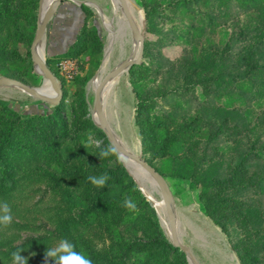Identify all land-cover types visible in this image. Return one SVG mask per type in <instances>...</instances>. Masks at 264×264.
Returning a JSON list of instances; mask_svg holds the SVG:
<instances>
[{"label": "trees", "instance_id": "trees-1", "mask_svg": "<svg viewBox=\"0 0 264 264\" xmlns=\"http://www.w3.org/2000/svg\"><path fill=\"white\" fill-rule=\"evenodd\" d=\"M207 1L177 0L174 6L188 12V4L195 6ZM38 6L39 0H0V66H17L13 73L3 71V75L24 80V74L17 73L18 67L30 74L29 52L21 57L8 44L10 40H24L28 36L20 32L19 25L30 27L28 42L32 41ZM81 9L84 22L74 42L64 53L45 58L62 85V98L52 111L23 114L0 99V206L7 203L13 217L8 227L0 226V264H11V253L17 249H24L21 256L29 255V262L46 264V248H55L62 240L75 245V250L90 257L93 264H189L185 253L166 236L154 206L118 154L113 151L107 158L99 157L102 150L112 147L91 118L85 86L100 65L103 42L93 25L91 9L85 4H81ZM191 12L197 17V22L187 26L193 36L198 34V26L210 29L217 26L213 15L200 9ZM11 27L13 34L7 33ZM4 31L6 36H2ZM145 48L146 45L143 53ZM68 58L76 60L79 69L70 82L59 74L57 67L60 60ZM197 60L207 62L205 53ZM139 68L140 65L129 68L130 81ZM218 79L216 75V87ZM72 83L76 88L69 89ZM200 83L209 88V83L201 79ZM133 90L142 152L154 159L168 156L174 137L158 136L163 121L150 116L154 106L140 99L134 86ZM253 148L249 153L254 155ZM256 152L255 156L262 155L261 150ZM244 161L229 166L225 179L210 177L195 181L203 213L226 235L231 218L238 223L240 220L238 227L256 223L254 214L249 217L248 212L242 213L248 204L236 193L239 186L253 184L246 175ZM42 163L53 165V169L39 167ZM148 163L166 177L152 161ZM105 172L111 178L102 188L86 179ZM172 175L188 180L190 177L175 172ZM37 196L38 200L33 202ZM126 199L135 202L138 211L130 212L123 207ZM255 230L260 232L257 227ZM23 233L29 234L24 237ZM242 239H229L239 263H263L264 256L245 249ZM47 264L54 261L48 259Z\"/></svg>", "mask_w": 264, "mask_h": 264}, {"label": "rangeland", "instance_id": "rangeland-1", "mask_svg": "<svg viewBox=\"0 0 264 264\" xmlns=\"http://www.w3.org/2000/svg\"><path fill=\"white\" fill-rule=\"evenodd\" d=\"M77 1H83L91 9L93 25L103 42L100 65L85 86V95L92 115L95 112L94 92L90 90V83L106 60L105 50L112 38L109 23L114 22L115 14L110 0ZM130 1L143 17L141 34L146 48L139 64V70L132 75V81H130L129 69H123L125 73L113 86L110 96L103 103V111L109 127L126 148L134 147L135 154L141 155L147 162L152 161L159 170L165 173L164 178L173 194L174 209L177 207L178 215L184 209L181 196L187 195L188 192L189 195L194 196L196 202L191 196L188 197L190 201L192 200L193 203L199 201L198 190L195 186L196 179H209L210 177L225 179L229 176V166L245 159L246 175L253 184L252 186L245 184L239 186V191L236 193L248 204L247 208H243L242 213L248 212L249 217L254 214L256 223L238 227L240 220L238 223L236 219L231 218L233 220L230 222L231 226L228 227L229 235L225 234L226 236L220 238L219 233L208 228V233H193L187 240L194 245L205 246L204 250L200 249L202 257L206 259V262L203 261L205 264H237L234 256H231L229 261L228 241L231 243L229 239L235 241V238H243L245 249L263 257L264 0H244V2L241 0H208L206 4L204 2H199L195 6L188 4V12L178 10L174 6L177 0ZM199 9L207 15H213L217 20V26L214 29L198 26L199 32L193 36L187 26L197 22V17L191 11ZM19 29L28 36L24 40H10L12 39L10 38L8 46L15 47L21 57H26L28 52L30 54L33 39L28 42V37L32 31L30 27L23 25H19ZM13 30L11 27L7 33L11 34ZM5 31L2 36H6ZM113 31L115 34L105 69L106 73L120 61L129 57L135 49L133 36L131 37L128 27L123 31L113 24ZM203 53H205L207 62L197 60L198 56ZM44 57L46 58V55ZM29 60L32 63L31 56ZM18 68L17 73L22 72L25 79L22 81L17 78L13 79L30 85L36 90L43 85L45 77L36 70L33 64L30 74L22 70L23 68ZM16 69L17 66L13 65L0 66V77H9L3 75L2 72L13 73ZM58 72L64 78V74L59 70ZM216 75L220 77L218 87H216ZM56 78L59 80L57 76ZM200 79L209 83V88L201 86ZM72 85L73 83L69 89L76 88ZM133 86L140 99L148 100L154 106V111L150 116L163 121L164 127L157 130L158 136L170 135L175 139L166 157L154 159L151 154L142 152L135 118ZM250 89H252L251 92H249ZM0 99L23 114H45L52 111L54 107L13 85H0ZM95 142L98 143V141ZM252 147H254L253 153L256 154V149H258L262 151V155L259 157L249 153ZM121 162L145 197L143 189L152 190L151 192L157 199L161 198L152 180L153 189L150 185H142L122 160ZM39 167L53 169V165L49 166L45 163L40 164ZM173 172L181 176H190L189 180L176 179L178 177L173 176ZM146 198L154 206L160 224L171 242L170 235L161 223L155 204L148 197ZM36 200L38 196L33 202ZM175 203H177L176 206ZM191 207L197 208L194 204ZM256 227L260 229V232L255 230ZM189 230L186 226L180 231L177 228L181 243L184 242L185 231ZM28 234L23 233V236ZM233 252L235 253L234 250ZM28 257L29 255L25 256V258ZM235 257L238 260L236 253ZM226 259L228 260L225 262ZM30 262L28 261V264L36 263L35 261ZM261 264H264V260Z\"/></svg>", "mask_w": 264, "mask_h": 264}, {"label": "water", "instance_id": "water-1", "mask_svg": "<svg viewBox=\"0 0 264 264\" xmlns=\"http://www.w3.org/2000/svg\"><path fill=\"white\" fill-rule=\"evenodd\" d=\"M43 1L44 0H39L38 13H37L38 16L37 27L33 41L30 45V56L33 66L35 64L40 65L43 71V75L45 79L50 83L54 95L46 96L40 94L39 92L36 91V88L27 85L17 79H13L9 77H0V85L16 86L22 89L23 91H25L26 93L32 95L34 98L55 106L60 102L62 98L61 82L56 78L54 73L48 67L45 57L41 59L38 55H35L34 49L36 46H38L39 43H41L49 20L55 13L60 3L64 0H57L53 9L50 12H48L46 15H44L42 21L40 22ZM73 1H75L78 4H84L83 1H77V0H73ZM120 2H121V9L127 19L131 34L134 38L139 40L137 54L135 58H133L131 53L129 57L116 64L114 68L108 71L105 74V76L101 79V81L99 82L98 86L94 91V100H93V108L97 113L98 122L94 119L93 114L91 116L94 123L98 126V128H100L104 132L110 146L113 149H115V152L119 155V157L120 154L127 155L131 159L138 162L141 165V167L152 177L161 195L164 214L167 219V226H168L172 245L176 248H179L181 251L185 253L187 260L190 264H200L197 258L195 257V255L193 254V252L191 251V249L186 245H184L183 243H181L179 240V237L177 235V221L175 217L174 197L166 179L152 165H150L145 159H143L141 155L132 153L125 147V145L119 140L118 136H116V134L109 127L107 119L105 117V113L103 111V101L101 97V92L103 88L113 77L119 74L123 69L126 68V70H128L133 65H139L143 57V48H144L143 35L139 31V28L137 27L135 21L133 20V17L131 16L126 0H120Z\"/></svg>", "mask_w": 264, "mask_h": 264}, {"label": "crops", "instance_id": "crops-1", "mask_svg": "<svg viewBox=\"0 0 264 264\" xmlns=\"http://www.w3.org/2000/svg\"><path fill=\"white\" fill-rule=\"evenodd\" d=\"M83 22L84 12L81 9V4H78L73 0L62 1L47 24L43 39L41 41L43 46V54L46 56H53L62 54L67 51L71 43H73L76 39L77 34L83 25ZM190 196L191 195H189L188 192L187 195L184 194L183 196H181L183 198L182 204L184 205V209L182 210L181 214L178 215L177 207H175L177 228L178 231L183 230L185 226L186 229H190L189 231H185V234L183 236L184 242L182 240L181 241L191 249V251L195 254L201 264H205L203 261L206 262V259L202 257L201 252V250L205 249V246L197 244L196 246L187 239L193 233H208V228L213 229L215 232L219 233L218 235H220V238L221 236L224 237L226 235L210 218L203 214L200 209L199 201L195 203L196 201L194 199V196H191L194 199L193 201H195L194 203L192 200L190 201L188 199V197ZM193 204L197 206V208L191 207ZM176 205L177 203H175V206ZM180 239L181 238H179V240ZM228 244L230 247L229 261L231 260V256H234L237 264H239V261L236 259L235 253L233 252L229 241ZM227 260L228 259H226L225 262Z\"/></svg>", "mask_w": 264, "mask_h": 264}, {"label": "bare ground", "instance_id": "bare-ground-1", "mask_svg": "<svg viewBox=\"0 0 264 264\" xmlns=\"http://www.w3.org/2000/svg\"><path fill=\"white\" fill-rule=\"evenodd\" d=\"M57 0H44L43 4H42V14L40 16V22L42 21L44 15H46L48 12H50L54 5L56 4ZM112 5H113V9H114V22L111 21L109 23V27L112 33V38L109 40V43L106 47L105 50V62L102 66V68L100 69V71L96 74V76L94 77V79L91 81L90 83V90L91 92H94L96 87L98 86L99 82L101 81V79L105 76L106 72V66L108 65V59L110 57V52L113 46V38H114V31H113V24L116 25L117 28H119V30H126V27L129 28L128 26V22L127 19L121 9V2L120 0H110ZM127 5L129 7L131 16L133 17V20L135 21V24L137 25V27L139 28V31L141 32V26L143 23V17L140 15V13L136 10L137 8L134 7V5L131 3L130 0H126ZM112 19V18H111ZM130 29V28H129ZM117 33V32H116ZM132 37V34H130ZM133 42H134V51L132 52V57L135 58L136 54H137V49H138V45H139V40L136 38H132ZM35 55H38L41 59L44 57L43 54V46L42 43H39L38 46L35 47L34 49ZM34 67L36 68V70L41 73L43 75V71L40 67V65L35 64ZM126 70V69H125ZM108 72V71H107ZM124 70H122L119 74H117L115 77H113L107 84L106 86L103 88L102 92H101V97H102V101L104 103V101L106 100V98H108L110 96V92L113 89V86L117 83V81L120 79V77L124 74ZM44 76V75H43ZM37 92H39L40 94L46 95V96H53V90L51 88L50 83L45 79L43 85L38 88L36 90ZM96 112V111H95ZM93 112V115L95 117V120L98 122V118H97V113ZM129 151H131L132 153H135V148L134 147H130L127 148ZM120 158L123 161V163L125 164V166L127 167V169L132 173V175L136 178V180L141 183L142 185H150V187L153 189V184L154 183L152 177L141 167V165L136 162L135 160L131 159L130 157H128L125 154H120ZM152 180V182H151ZM155 185V183H154ZM156 186V185H155ZM157 190V189H156ZM152 191V190H151ZM151 191H147L145 189H143V192L146 194V197H148L156 206V209L159 213L160 216V220L161 223L165 229V231L169 234V230H168V226H167V219H165V214H164V209H163V204H162V200L157 199L154 195V193H152Z\"/></svg>", "mask_w": 264, "mask_h": 264}, {"label": "clouds", "instance_id": "clouds-1", "mask_svg": "<svg viewBox=\"0 0 264 264\" xmlns=\"http://www.w3.org/2000/svg\"><path fill=\"white\" fill-rule=\"evenodd\" d=\"M58 97V96H57ZM56 97V98H57ZM115 149L107 148L100 152V159L107 158ZM111 177L105 172L100 176H88L86 179L90 181L94 186L104 187L107 184V181ZM130 212L138 211L137 205L131 199H126L122 205ZM11 209L7 203H4L0 206V226L8 227L12 223ZM24 249H17L11 253L12 264H28L27 258L21 256V252ZM47 260L51 259L54 261V264H93V261L83 252H78L75 250V245L70 243L67 240H62L59 245L55 248H46L44 253Z\"/></svg>", "mask_w": 264, "mask_h": 264}, {"label": "built area", "instance_id": "built-area-1", "mask_svg": "<svg viewBox=\"0 0 264 264\" xmlns=\"http://www.w3.org/2000/svg\"><path fill=\"white\" fill-rule=\"evenodd\" d=\"M58 70L62 72L66 80H71L78 71V64L74 59H62L57 64Z\"/></svg>", "mask_w": 264, "mask_h": 264}]
</instances>
